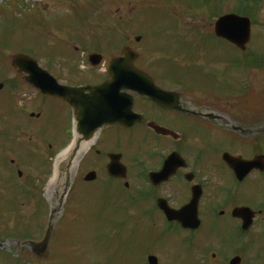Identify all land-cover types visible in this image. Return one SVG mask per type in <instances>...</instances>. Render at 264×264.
<instances>
[{
	"label": "flooded vegetation",
	"instance_id": "flooded-vegetation-1",
	"mask_svg": "<svg viewBox=\"0 0 264 264\" xmlns=\"http://www.w3.org/2000/svg\"><path fill=\"white\" fill-rule=\"evenodd\" d=\"M176 28L174 35L171 30L163 34L157 58L143 57L144 32H130L122 45L117 35L116 42L102 41L91 31L93 46L81 52L82 70L70 57L39 63L61 86H95L111 79L108 57L131 47L139 54L135 66L147 74L136 84L146 85V93L115 85L127 99L128 125H103L79 178L87 186L105 182L104 177L118 183L123 223L131 230L130 264H264V53L242 52L215 35L213 23ZM92 54L102 56L100 65H89ZM0 61L5 65L0 67V123L5 116L16 125L10 140L43 144L36 124L61 129L62 139L69 141L74 104L82 105L88 91L72 92L70 102L43 94L29 81L30 74L16 72L6 58ZM113 154L121 156L126 169L121 178L107 175ZM251 160L253 167L246 162ZM22 163L0 162L1 180L5 175L15 180L14 172L20 177ZM164 168L166 179H151ZM88 174L94 179L85 180ZM0 206L16 210L0 218V264H60L56 225L45 247L48 227L36 221L29 226L21 211L16 215L29 204L0 201ZM140 230L147 231L141 254Z\"/></svg>",
	"mask_w": 264,
	"mask_h": 264
},
{
	"label": "rangeland",
	"instance_id": "rangeland-1",
	"mask_svg": "<svg viewBox=\"0 0 264 264\" xmlns=\"http://www.w3.org/2000/svg\"><path fill=\"white\" fill-rule=\"evenodd\" d=\"M208 1L0 0V45L7 48L1 56L8 58L11 54L24 51L43 63L53 57H73L71 45L92 49L89 42L81 43L90 29L88 26H115L121 19L118 25H124L120 26L122 29L134 27V30L147 34V40L141 45L143 57L157 58L163 34H169L170 30L171 35L176 34V26L189 24L186 21H190L191 25L210 24L214 21L212 17L217 14L237 9L244 11L245 4H252V0H221L219 12H214L217 8L211 6L214 3L212 1L208 6H203L206 9L198 5L199 2ZM256 2L260 11L255 14L253 23L254 43L250 45L251 52L264 46V0ZM220 3L216 0L214 6L218 7ZM207 8L213 9H208V13ZM173 27L176 29L173 30ZM261 51L264 53V47ZM0 67L5 68L1 61ZM2 98L3 94H0V100ZM33 125L36 135L51 145V149L47 150V145L42 147L39 141L33 147L32 144L25 146L10 140L17 134L14 133L16 125L2 116L0 145L8 151L0 147V162L8 163L12 158L23 160L24 165L20 169L24 173L17 178L14 172L16 181L11 175H5L3 181L0 178V201H23L29 204L30 207L21 209V216L33 218L35 214L33 221H41L44 216L47 221L53 209L57 210L56 213L60 210L56 216L57 249L63 257L60 264H130L131 244L128 242L131 241V230L122 225L127 219L125 209L118 200V197L124 200L118 183L104 177L105 183L87 186L75 176L67 194L65 183L62 187L57 185L48 195L46 186L53 174V154L63 150L68 141L62 139L61 129H39L36 124ZM39 144L42 145L38 150ZM0 209L6 210L0 212L1 219L13 216L15 211L2 206ZM16 215L20 216V213L17 211ZM24 221L29 224L31 220L25 218ZM146 243L147 231L140 230V254Z\"/></svg>",
	"mask_w": 264,
	"mask_h": 264
},
{
	"label": "water",
	"instance_id": "water-1",
	"mask_svg": "<svg viewBox=\"0 0 264 264\" xmlns=\"http://www.w3.org/2000/svg\"><path fill=\"white\" fill-rule=\"evenodd\" d=\"M215 33L225 38L234 44H236L238 47H241L244 49L245 43L249 41L250 38V19L246 17H240L235 14H228L221 16L215 23ZM136 57V54L131 53V51L124 49L122 57L114 58L112 59L113 64L118 65V69L112 70V81L109 82L111 85L108 86L109 83H106L104 85H100L94 88H89L90 90V104L88 106L89 114H90V120H92L94 123L90 125L89 127L84 128L83 133L85 138H87V135L94 131L99 125H102L103 122L105 124L108 123H121L122 119L119 115L114 114H108V111H106V115L104 114L105 111L103 110H109V105L106 100H104L105 97H107L105 94L109 93L111 89H114L115 83H136L142 81V79L137 75V73H140L133 64V58ZM30 57L25 54H16L12 56V64L16 67H23L25 65H32L38 69L37 64L34 60H29ZM29 71V70H28ZM45 73V71H44ZM122 73V77H119L117 74ZM47 74V73H46ZM50 77H45V75L39 76V79H48ZM50 80V79H48ZM133 85V84H132ZM42 91L49 94H59L64 96L67 91H60L58 87L51 81V84L47 85L46 87L42 88ZM113 94L110 93L109 96H112ZM123 101L120 99L118 101L119 109L122 107ZM114 111V110H113ZM100 112L103 114V118H100ZM78 147V144H77ZM77 149V148H76ZM76 151V150H75ZM74 151V153H75ZM109 173L112 175H115L117 171V167L115 164H111L108 167Z\"/></svg>",
	"mask_w": 264,
	"mask_h": 264
},
{
	"label": "bare ground",
	"instance_id": "bare-ground-1",
	"mask_svg": "<svg viewBox=\"0 0 264 264\" xmlns=\"http://www.w3.org/2000/svg\"><path fill=\"white\" fill-rule=\"evenodd\" d=\"M115 91L116 89L114 88L111 89L109 93L105 94L107 97H105L104 100H106L109 105V110H103L105 111L104 113L105 115H106V111H108V114H112L113 106L115 105L116 101L119 100V96ZM110 93H112L113 95L109 96ZM89 104H90V100L86 106V119L94 123L92 120H90V114H89L90 110L88 109ZM103 117H104L103 114L100 112V118ZM85 149L86 146H83L81 150L72 159V162L70 161V156L72 154L71 149L64 150L55 158L53 175L46 186V192L48 193V195H50L51 191H54L56 189L57 185H59L58 187L64 186L67 178L72 176V172L76 168L79 162L81 153L83 150L85 151Z\"/></svg>",
	"mask_w": 264,
	"mask_h": 264
}]
</instances>
